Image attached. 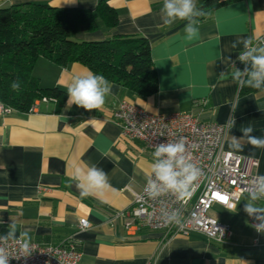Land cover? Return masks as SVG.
I'll return each instance as SVG.
<instances>
[{
    "label": "crops",
    "instance_id": "obj_1",
    "mask_svg": "<svg viewBox=\"0 0 264 264\" xmlns=\"http://www.w3.org/2000/svg\"><path fill=\"white\" fill-rule=\"evenodd\" d=\"M204 0H195L196 6ZM223 4L197 17L199 36L185 39L187 21L162 22L164 0H0V7L42 2L59 9L80 8L93 14L101 3L116 16L113 27L97 17L98 27L80 26L76 40H103L115 35H141L150 43L157 75V91L139 96L111 83L102 108L85 110L69 104L59 110L55 101L37 99L27 112L0 113V235L11 225L16 237L27 232L30 241L58 243L75 234L81 253L78 264H264V231L247 218L246 204L264 209V196H244L232 212L231 234L215 243L200 232L166 236L160 230L127 228L117 214L131 205L152 171L153 153L137 138L123 137L114 112L126 100L151 114L190 113L205 122L227 125L223 147L258 161L255 173L264 176V149H254L240 129L255 128L264 138V89L241 92L232 74L243 44L262 47L264 0H219ZM252 69V65L248 67ZM90 69L78 62L57 64L39 57L32 76L42 87L67 91L72 78ZM248 75L246 76V80ZM236 137L243 151L229 148ZM95 166L107 174L108 185L81 197L72 179L79 168L86 174ZM264 219V211H261ZM212 217H218L211 211ZM90 226L78 230L80 219ZM220 221V220H219ZM27 239V237L25 238Z\"/></svg>",
    "mask_w": 264,
    "mask_h": 264
},
{
    "label": "built area",
    "instance_id": "obj_2",
    "mask_svg": "<svg viewBox=\"0 0 264 264\" xmlns=\"http://www.w3.org/2000/svg\"><path fill=\"white\" fill-rule=\"evenodd\" d=\"M257 43L264 47L263 38ZM239 56L234 66L243 72L248 69L250 61L241 62ZM246 76L247 73L240 77V83ZM41 99L47 100L45 97ZM10 111L0 102V113ZM114 116L123 137L140 139L152 153L160 144L183 139L186 160L199 170L198 179L182 195L163 187L151 171L143 187L132 191L129 208L117 214V217L127 219L126 227L160 230L164 237L195 231L215 243L228 239L230 225L212 217L210 210L213 205L234 209L231 205L236 206L244 196L251 197L259 176L255 173L256 159L224 149L227 125L205 122L186 112L151 114L126 100L120 101ZM150 181L159 186V195H150ZM247 218L255 229L264 220L261 211L253 215L247 213ZM89 226L86 219H80L78 230ZM21 243L20 237L0 240V248L5 249L9 264H78L80 260L75 234L55 244L29 241L30 254L27 256L20 250Z\"/></svg>",
    "mask_w": 264,
    "mask_h": 264
},
{
    "label": "trees",
    "instance_id": "obj_3",
    "mask_svg": "<svg viewBox=\"0 0 264 264\" xmlns=\"http://www.w3.org/2000/svg\"><path fill=\"white\" fill-rule=\"evenodd\" d=\"M223 4L204 0L200 9L213 10ZM96 13L80 8L59 9L42 2H25L0 7V102L11 110L27 112L37 99L55 101L59 110L67 98L61 87H42L32 70L39 57L57 64L78 62L92 72L139 96L157 91V75L151 60L150 43L141 35H115L103 40H76L80 26L87 31L98 27L97 17L113 27L116 16L101 5ZM19 79V90L11 83ZM241 82V92H256Z\"/></svg>",
    "mask_w": 264,
    "mask_h": 264
},
{
    "label": "clouds",
    "instance_id": "obj_4",
    "mask_svg": "<svg viewBox=\"0 0 264 264\" xmlns=\"http://www.w3.org/2000/svg\"><path fill=\"white\" fill-rule=\"evenodd\" d=\"M161 11L164 25H171L177 20L187 21L184 29L185 39L192 41L198 38L199 28L196 26L198 24L196 18L204 16L205 12L197 8L195 0H164ZM237 44H243L244 47L239 60L241 62L250 61L252 69L245 68L243 72L237 70L232 74L233 80L239 81L240 77L247 73L248 79L243 83L249 87L261 89L264 87V47H252V42L249 38L235 41L232 46L235 48ZM11 88L19 90V79L12 81ZM111 91L112 85L104 75L89 70L86 74L76 75L72 78L67 87L68 102L70 105L75 104L85 110H98L104 106L106 97L111 94ZM240 131L254 149H264V138L252 135L255 131L253 126L242 127ZM229 148L243 151V147L236 137L232 138ZM184 153L185 143L183 139L174 143L160 144L153 153L155 162L152 165L156 180L163 187L181 195L199 176V170L186 160ZM81 177L83 182L76 185L81 197L89 196L90 189L102 190L109 186L107 174L95 166L90 167L86 174L77 168L72 179L80 181ZM148 188L150 189V195H159L157 183L150 181ZM262 196H264V176H259L255 181V191L251 193V199L257 200ZM231 207L234 208L235 205H231ZM244 210L249 215H253L257 211H264V209H257L250 204H246ZM257 231H264V220L257 225ZM26 237L27 239H25ZM7 239H17L15 225L10 226L6 236H0V240ZM20 239L22 240L20 250L27 256L30 254V237H28L27 232H22ZM0 264H9V257L4 248H0Z\"/></svg>",
    "mask_w": 264,
    "mask_h": 264
},
{
    "label": "rangeland",
    "instance_id": "obj_5",
    "mask_svg": "<svg viewBox=\"0 0 264 264\" xmlns=\"http://www.w3.org/2000/svg\"><path fill=\"white\" fill-rule=\"evenodd\" d=\"M211 211L217 215V217L220 221H230L231 222V219L233 216L232 212L227 211L220 206H214V207L212 206V208L210 210V214H211Z\"/></svg>",
    "mask_w": 264,
    "mask_h": 264
}]
</instances>
